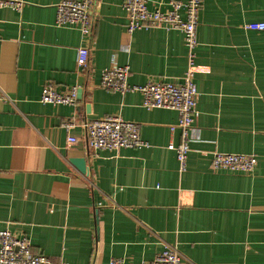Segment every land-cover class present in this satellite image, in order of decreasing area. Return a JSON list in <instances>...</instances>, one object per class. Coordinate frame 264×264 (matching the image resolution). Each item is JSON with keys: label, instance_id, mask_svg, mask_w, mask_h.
<instances>
[{"label": "crops", "instance_id": "0c3cea01", "mask_svg": "<svg viewBox=\"0 0 264 264\" xmlns=\"http://www.w3.org/2000/svg\"><path fill=\"white\" fill-rule=\"evenodd\" d=\"M25 1L21 10L0 7V230L74 264H142L165 244L178 246L182 264H264V29L247 27L264 22V0L202 2L199 114L183 171L180 129H171L178 111L143 106L140 91L98 85L111 64L130 65V84L180 81L188 65L183 32H129L124 0H95L92 33L83 35L56 23L61 0ZM81 45L90 51L83 70ZM83 77L77 104L40 100L47 82L67 90ZM107 115L138 122L149 145L89 148L85 124ZM215 151L258 161L252 172L213 168ZM75 157H85V172Z\"/></svg>", "mask_w": 264, "mask_h": 264}, {"label": "built area", "instance_id": "2783aa9c", "mask_svg": "<svg viewBox=\"0 0 264 264\" xmlns=\"http://www.w3.org/2000/svg\"><path fill=\"white\" fill-rule=\"evenodd\" d=\"M149 0H124L123 8L127 16L129 32L142 27H164L183 32L188 49L187 69L180 81L150 80L142 85L130 84L128 77L130 65L111 64L101 71L99 86L125 93L140 91L143 106L171 108L178 111V122L171 126L180 129L181 140L175 146L180 169H186L190 151V135L194 120L199 114L197 100L199 90L195 81L196 53L198 45L197 27L199 12L203 0H169L165 8H150ZM95 0H61L57 3L56 23L72 25L80 29L83 35L92 33L94 18L92 8ZM25 0H0V7L10 6L21 10ZM247 27L264 29V22L249 23ZM90 51L86 45L78 47L77 66L86 69L90 63ZM78 87L59 90L53 82H47L42 90L40 100L48 103L77 104ZM69 125V124H68ZM71 125V124H70ZM86 141L91 149H118L120 147H143L149 142L142 138L140 124L119 115H107L93 119L85 124ZM77 140L70 136L68 142ZM257 155L253 153L215 151L212 156L213 168H225L252 172L257 164ZM183 255L176 244H165L151 261L142 264H182ZM0 264H74L64 260L52 259L35 252L26 235H16L10 228L0 230ZM109 264H128L124 258H112Z\"/></svg>", "mask_w": 264, "mask_h": 264}, {"label": "water", "instance_id": "95a60500", "mask_svg": "<svg viewBox=\"0 0 264 264\" xmlns=\"http://www.w3.org/2000/svg\"><path fill=\"white\" fill-rule=\"evenodd\" d=\"M83 82H84V77L81 78V80L79 82L80 87L78 88V91H77V98L78 99H81L83 97V87H82ZM88 108H89V106H88ZM71 161L78 167V169L81 172L86 171V159H85V157H75V158H72Z\"/></svg>", "mask_w": 264, "mask_h": 264}]
</instances>
